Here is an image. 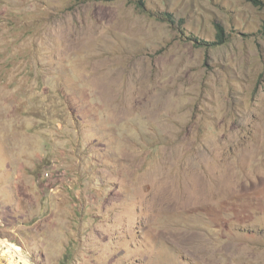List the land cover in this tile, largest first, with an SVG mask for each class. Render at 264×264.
<instances>
[{"label":"rangeland","instance_id":"1","mask_svg":"<svg viewBox=\"0 0 264 264\" xmlns=\"http://www.w3.org/2000/svg\"><path fill=\"white\" fill-rule=\"evenodd\" d=\"M3 242L264 264V0H0Z\"/></svg>","mask_w":264,"mask_h":264},{"label":"bare ground","instance_id":"2","mask_svg":"<svg viewBox=\"0 0 264 264\" xmlns=\"http://www.w3.org/2000/svg\"><path fill=\"white\" fill-rule=\"evenodd\" d=\"M103 79V78H102ZM4 246L6 248V251L10 254V255H14V256H18L19 258L22 259L24 264H31L28 259H26V257L23 254V251L18 248L17 246L14 245H10L6 242H3Z\"/></svg>","mask_w":264,"mask_h":264},{"label":"trees","instance_id":"3","mask_svg":"<svg viewBox=\"0 0 264 264\" xmlns=\"http://www.w3.org/2000/svg\"><path fill=\"white\" fill-rule=\"evenodd\" d=\"M218 35H219L220 38H222L223 37V30L222 31H219L218 32Z\"/></svg>","mask_w":264,"mask_h":264}]
</instances>
